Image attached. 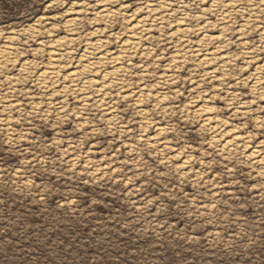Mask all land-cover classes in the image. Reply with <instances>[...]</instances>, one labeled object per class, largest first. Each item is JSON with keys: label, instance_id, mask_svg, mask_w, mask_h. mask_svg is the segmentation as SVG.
<instances>
[{"label": "rangeland", "instance_id": "1", "mask_svg": "<svg viewBox=\"0 0 264 264\" xmlns=\"http://www.w3.org/2000/svg\"><path fill=\"white\" fill-rule=\"evenodd\" d=\"M6 44L0 264H264V0H0Z\"/></svg>", "mask_w": 264, "mask_h": 264}, {"label": "bare ground", "instance_id": "2", "mask_svg": "<svg viewBox=\"0 0 264 264\" xmlns=\"http://www.w3.org/2000/svg\"><path fill=\"white\" fill-rule=\"evenodd\" d=\"M230 3H236L237 0H228ZM217 4V2H215ZM145 11L149 14L153 12V9L150 6H147L145 8ZM109 14V11L107 9H102L99 13L100 16L102 17H107ZM138 34L137 30L133 31V35L136 36ZM50 51L48 53V61L49 64L48 66L44 69V71L41 73L40 78L42 81H48V82H54L57 78L59 73L61 72L60 65L58 63V57L65 56L64 54L60 53L62 50L59 48L62 44V40H57L55 42L50 43ZM125 48L127 50H132L134 48V44L132 41H127L125 42ZM15 49L13 48V45L11 44H6V46L3 47V49L0 51V66L7 65L12 61L11 55H13ZM88 54V53H87ZM113 60V59H112ZM207 60V59H206ZM82 59L79 61L81 62ZM97 62H81L80 68L81 71L84 72L85 74H90L94 71V63H102L105 61V58L99 57L96 58ZM25 71V70H22ZM264 75V73H261ZM76 72L69 73V78L71 79L72 82H75L78 77H77ZM264 77V76H263ZM261 77H257V83L255 86H259V80ZM93 82L88 79L86 82L83 83V87L86 85L91 86Z\"/></svg>", "mask_w": 264, "mask_h": 264}]
</instances>
